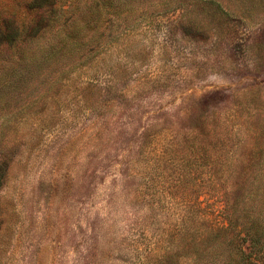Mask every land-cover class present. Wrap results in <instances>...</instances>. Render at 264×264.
I'll use <instances>...</instances> for the list:
<instances>
[{"label":"rangeland","instance_id":"rangeland-1","mask_svg":"<svg viewBox=\"0 0 264 264\" xmlns=\"http://www.w3.org/2000/svg\"><path fill=\"white\" fill-rule=\"evenodd\" d=\"M0 264H264V0H0Z\"/></svg>","mask_w":264,"mask_h":264},{"label":"trees","instance_id":"trees-1","mask_svg":"<svg viewBox=\"0 0 264 264\" xmlns=\"http://www.w3.org/2000/svg\"><path fill=\"white\" fill-rule=\"evenodd\" d=\"M208 232L205 233V234H201L199 236H194V235H191L190 237V241L188 242L189 245L192 246V248L194 249V252H193V255L194 256V260H199L201 254L199 253L200 251L198 250V247L200 245H197L195 246L197 243L196 241H200V242H203V243H208L210 244L211 240H213L214 238H217V235L219 233H221L222 235L228 231V227L226 225V223L222 224L221 226L217 227V228H214V229H211V230H207ZM263 230L261 229V231H258V229H254V230H250L245 236L244 238H241V243H244V242H248L249 243V246H253L255 244H258L262 238V232ZM213 232H216L215 234H213ZM207 254H211L210 253H207ZM243 251L242 250H238L236 249L235 253H234V256H242ZM228 255V257H231V253H228L226 254ZM225 252L222 253V257L224 258L225 256ZM225 259V258H224Z\"/></svg>","mask_w":264,"mask_h":264}]
</instances>
